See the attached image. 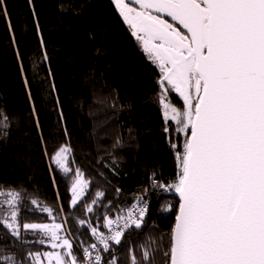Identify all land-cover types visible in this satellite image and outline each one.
Masks as SVG:
<instances>
[{
    "label": "trees",
    "instance_id": "16d2710c",
    "mask_svg": "<svg viewBox=\"0 0 264 264\" xmlns=\"http://www.w3.org/2000/svg\"><path fill=\"white\" fill-rule=\"evenodd\" d=\"M0 6L7 11L0 15V107L10 121L7 137L0 134V190L21 193L20 238L0 224V256L14 254L31 264L29 252L51 246L39 230L23 224L56 221L82 261L79 250L96 239L89 224L102 232L105 217L124 214L147 195L143 226L128 229L120 245L110 241V251L101 249L100 255L103 264L113 257L131 264L133 254L142 259L143 246L154 251L152 264H165L175 211L164 209H177L178 199L155 187L151 176L164 184L176 179V152L183 150L185 134L165 121L159 67L114 0H3ZM174 93H166V102L182 110ZM64 145L71 149L67 173L51 159ZM77 169L87 185L73 206L70 185ZM5 199L0 196V219L10 210ZM43 206L53 209L51 216Z\"/></svg>",
    "mask_w": 264,
    "mask_h": 264
},
{
    "label": "snow or ice",
    "instance_id": "6c2138e0",
    "mask_svg": "<svg viewBox=\"0 0 264 264\" xmlns=\"http://www.w3.org/2000/svg\"><path fill=\"white\" fill-rule=\"evenodd\" d=\"M114 3L143 51L160 69L159 102L165 121H174L177 131L185 134L183 150L176 152V179L168 184L154 182L155 187L179 197L178 209L174 205L164 209L175 211L169 247L163 252L165 264H264V0ZM0 15L7 16L2 6ZM96 54L101 55L99 48ZM169 90L183 99L182 110L166 102ZM9 127L6 110L0 107V134L7 137ZM171 146L177 148L176 144ZM70 151L64 145L51 157L65 173L69 168L64 154ZM82 175L77 169L73 206L78 203L77 186L82 192L87 185L81 181ZM103 195L96 193L97 197ZM0 196L6 197L10 207L0 224L19 239L17 205L21 193L0 190ZM31 203L40 206L37 199ZM40 210L50 216L53 212L48 206ZM87 211L92 207L87 206ZM147 212L145 204L138 212L118 215L115 221L105 217V227L110 229L107 235L89 227L103 250L109 252V242L120 245L128 229L143 226ZM85 223L79 221L80 225ZM114 223L117 227L112 229ZM22 227L39 230L52 249H65L29 252L31 264H41V257L49 264H103L97 244L84 248V261H79L67 236L58 235L60 223H24ZM142 248V259L133 254L131 264H152L154 251ZM0 264L22 262L9 254L0 256ZM108 264H117L116 258Z\"/></svg>",
    "mask_w": 264,
    "mask_h": 264
},
{
    "label": "built area",
    "instance_id": "2783aa9c",
    "mask_svg": "<svg viewBox=\"0 0 264 264\" xmlns=\"http://www.w3.org/2000/svg\"><path fill=\"white\" fill-rule=\"evenodd\" d=\"M151 182L154 183V182H157V179L154 178V176H151ZM149 196L145 195V196H140L138 197L131 205L130 207L126 210V212L122 215H127V213L129 211H136L138 212L139 208L140 207H143L145 204H147V206L149 205ZM117 217H113V218H110L111 220L115 221ZM122 223V221H121ZM117 227V225L114 223L113 225H111V228L112 229H115ZM103 233H105L106 235L107 234H110V229L108 227H105L104 230L102 231ZM92 244H97L98 246V249H99V253L101 251V249H103V245L99 243V241L97 240V238L95 239V242L92 243ZM91 244V245H92ZM80 252V257L82 259V261H84V256H83V249L79 250ZM96 255V252L93 251L92 252V256L94 257Z\"/></svg>",
    "mask_w": 264,
    "mask_h": 264
},
{
    "label": "rangeland",
    "instance_id": "374dc122",
    "mask_svg": "<svg viewBox=\"0 0 264 264\" xmlns=\"http://www.w3.org/2000/svg\"><path fill=\"white\" fill-rule=\"evenodd\" d=\"M126 2H128V0H126ZM132 30V29H131ZM173 106H175V105H173ZM175 107H177V106H175ZM178 108V107H177ZM65 155V154H64ZM76 177V176H75ZM75 179V178H74ZM74 179H73V181H72V183H71V185H70V191H71V200H72V185H73V183H74ZM81 181H85L84 179H83V177H81ZM83 191H84V188H83ZM83 191L81 192V186L80 185H78L77 186V192H78V199L82 196V194H83ZM42 223H46V224H53V223H60V224H62L61 222H54V221H52V222H42ZM58 235L59 236H65L66 234H64V232L62 231V229L58 232ZM67 236V235H66ZM67 238L70 240V238H69V236H67ZM70 242H71V240H70ZM47 243H48V239H47ZM49 245H50V243H48ZM51 246V245H50ZM51 251H65V249H62V248H58V249H50V250H47V251H45V252H51ZM45 260V261H44ZM44 260L42 259L41 260V263H43V261L44 262H49L46 258H44Z\"/></svg>",
    "mask_w": 264,
    "mask_h": 264
},
{
    "label": "flooded vegetation",
    "instance_id": "af4514ba",
    "mask_svg": "<svg viewBox=\"0 0 264 264\" xmlns=\"http://www.w3.org/2000/svg\"><path fill=\"white\" fill-rule=\"evenodd\" d=\"M131 6L133 7H139L138 5H135V4H132ZM165 19H167L170 23H175L173 21H171V18L167 17V16H164ZM174 96H175V100L176 102L179 104V105H183V99L177 94V93H174Z\"/></svg>",
    "mask_w": 264,
    "mask_h": 264
},
{
    "label": "water",
    "instance_id": "95a60500",
    "mask_svg": "<svg viewBox=\"0 0 264 264\" xmlns=\"http://www.w3.org/2000/svg\"><path fill=\"white\" fill-rule=\"evenodd\" d=\"M165 194H173L179 200L178 195L176 193H174V192H165ZM177 209H178V207H177ZM174 223H175V219H174ZM174 223H173V225H174Z\"/></svg>",
    "mask_w": 264,
    "mask_h": 264
}]
</instances>
